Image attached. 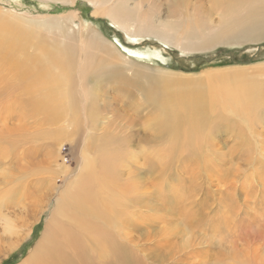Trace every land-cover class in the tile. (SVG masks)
<instances>
[{"label": "rangeland", "instance_id": "1", "mask_svg": "<svg viewBox=\"0 0 264 264\" xmlns=\"http://www.w3.org/2000/svg\"><path fill=\"white\" fill-rule=\"evenodd\" d=\"M249 1L109 0L99 12L95 0H0L7 18L25 25L22 42L69 57L64 84L47 86L56 103L39 112L31 102L41 87L0 57V264H20L40 246L55 214L60 232L69 228L57 210L85 191L75 178L66 184L83 154L96 163L92 186L102 176L114 182L106 224L122 228L127 249L105 259L95 232L81 243L87 264H264V17L229 22L249 13ZM162 70L183 87L201 84L200 116L183 117L180 101L157 109ZM241 78L261 88L244 90ZM229 85L239 90L235 102ZM91 222L98 229L103 218Z\"/></svg>", "mask_w": 264, "mask_h": 264}, {"label": "bare ground", "instance_id": "2", "mask_svg": "<svg viewBox=\"0 0 264 264\" xmlns=\"http://www.w3.org/2000/svg\"><path fill=\"white\" fill-rule=\"evenodd\" d=\"M88 1L91 2L93 0ZM108 1L109 0H95V4L99 3V6L97 5L95 9L99 12L103 11ZM247 9L249 11L247 15H236L231 17L229 21L230 27L232 24H238V19L240 18H242L243 21L246 20L245 24L252 22L255 25L257 22H261V17H264V0H250ZM96 10L94 14L97 13ZM11 15L14 16L11 11L2 10L0 7V57L5 60H10V62L18 68L20 73L30 76V83L33 86L41 87L38 92L32 95L33 98L31 102L33 111L39 112L44 110L49 105L48 103H56L57 99L55 95L51 94L53 89L47 86H52L51 84L56 81L58 84H64L67 78L63 77L68 73L66 70L69 69V63L67 67L66 64L69 57H65L59 51L58 47L55 46V49L52 47L48 48V46L40 40L22 42L17 32L21 27H25V25L20 24L16 20L7 18ZM109 15H115L112 9L109 11ZM56 22L58 25L56 28L59 27L60 30H63V28L64 30L69 29L68 27H64L67 24H63L60 21ZM112 22L117 27L122 26L120 22L117 23L115 19H112ZM122 28L130 39L133 40L138 37V34L129 33L128 26H122ZM112 46L116 48L121 56L126 58L125 53L122 52L115 43H112ZM125 50H127L130 57L133 56L138 59L141 57V54L138 55L135 51H130L128 48ZM257 68L259 70H264V64ZM60 70H63L61 76L59 75ZM4 72L5 71L0 74V80L6 77L5 75L7 73L4 74ZM160 72L163 74L162 77L165 81L162 85L163 101L157 109L168 110L174 105L177 107V102H173L180 101L183 106L182 108L186 112V114L184 113L185 115L183 114V117L196 119L200 116L202 114L204 102L206 101L204 89L200 86L201 84L199 85V83H196L199 86L195 84L189 86V84H186L187 87H183L178 82L180 79L177 80L173 75L174 73L165 72L163 70ZM241 79L246 82V88H244V90L252 91L261 88V82L251 81L245 78ZM227 88H232L230 93L228 92V99L233 102L237 101L239 90L235 87L233 88L231 85L227 86ZM45 94L48 95L44 100L47 102L46 104L39 102L41 101L39 96L44 98L46 96ZM96 173V163L93 161V158L85 159L83 154L81 169L74 175H70L66 184L70 185L75 178V190L85 184V191L80 194L72 193V196L69 197L75 205H70L69 201L68 203L62 201L57 210V214L62 217H67L71 225L68 229L60 232V225L57 223L60 218L57 220V215L55 214V221L52 220L46 225L48 231L44 229L43 243L41 242L42 244L40 243V246L37 245V247H34L32 252H30L20 264H87L90 255L89 253L85 254L83 252V245H81V243H84V237L90 238L95 232L100 236L99 249L104 252L105 259L110 258L111 260L117 257L124 258V256H126L127 249L124 246L125 244L118 243V234L120 233L121 236H125L122 228L106 224L111 218V214L105 212V210L106 207L110 206L114 201V182L108 177H99V183L96 184L94 182L96 187L99 188L98 193L96 187L92 186L93 184L86 180L88 175H90L91 180H94L92 175H96ZM101 190L105 192V197H102ZM61 191H65V189ZM61 191H59V197L63 194ZM73 206H75L74 209ZM74 210L79 211V213L75 214L73 212ZM1 217L4 219V230L7 232L11 231V225L6 221L5 216L1 215ZM97 217L103 218V225L108 226L105 231L101 230L103 225L98 229H94L91 225V218ZM60 234L64 237V241H66L65 245L63 244L64 242L58 241V235ZM125 263L127 264L128 262Z\"/></svg>", "mask_w": 264, "mask_h": 264}]
</instances>
